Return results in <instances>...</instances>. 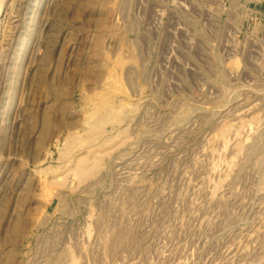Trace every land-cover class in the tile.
<instances>
[{"label":"rangeland","instance_id":"rangeland-1","mask_svg":"<svg viewBox=\"0 0 264 264\" xmlns=\"http://www.w3.org/2000/svg\"><path fill=\"white\" fill-rule=\"evenodd\" d=\"M199 6L0 0V264H264V15Z\"/></svg>","mask_w":264,"mask_h":264},{"label":"built area","instance_id":"built-area-1","mask_svg":"<svg viewBox=\"0 0 264 264\" xmlns=\"http://www.w3.org/2000/svg\"><path fill=\"white\" fill-rule=\"evenodd\" d=\"M199 3V10L206 12L211 9L214 3L221 4L224 9H232V13L236 18L242 17L244 20H261L264 14L258 11L257 5L262 3L263 0H171V5L173 4L181 11L191 14L193 2ZM237 11V12H235ZM238 12H241L239 16Z\"/></svg>","mask_w":264,"mask_h":264}]
</instances>
